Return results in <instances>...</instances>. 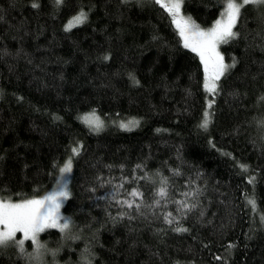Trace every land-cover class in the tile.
<instances>
[{"label": "trees", "instance_id": "16d2710c", "mask_svg": "<svg viewBox=\"0 0 264 264\" xmlns=\"http://www.w3.org/2000/svg\"><path fill=\"white\" fill-rule=\"evenodd\" d=\"M223 7L182 4L200 29ZM234 32L208 94L153 0H0V197L45 195L71 161L69 230L42 232L43 252L0 248V264H264V5ZM93 111L99 131L81 119Z\"/></svg>", "mask_w": 264, "mask_h": 264}, {"label": "snow or ice", "instance_id": "6c2138e0", "mask_svg": "<svg viewBox=\"0 0 264 264\" xmlns=\"http://www.w3.org/2000/svg\"><path fill=\"white\" fill-rule=\"evenodd\" d=\"M153 2L161 5L168 12L171 22L176 26L178 34L183 41V46L190 48L199 55L205 71L204 88L212 94H215L218 90L217 81L220 80L228 68L234 66V64L227 65L224 63V58L217 51V46L221 43H228L230 39H234L237 36L233 28L236 25L242 8L250 4L264 5V0H224V7L220 13V18L215 21L210 29L205 31L192 22L190 17L185 18L181 15L180 9L183 0H168L167 3H163L162 0H153ZM55 3L60 5L63 3V0H55ZM38 6L36 3L32 4L33 8ZM85 19L86 14L84 12L78 13L65 25V31H70L73 27L82 24ZM210 67L211 73L209 75ZM209 107H211V103H209ZM81 119L91 130L99 131L103 127V121L94 111L84 115ZM209 120L210 114L205 111L201 127L206 129ZM137 123V121H129L131 125ZM121 127L127 128L128 125L122 124ZM73 152H78V149L74 148ZM241 167L246 168L244 165H241ZM60 171L62 174L69 173L71 171V161H68ZM130 195L139 197L142 194L133 190ZM158 195L165 197L167 190L162 187ZM66 196L67 193L61 190L52 192L40 199H22L18 202H13L11 198L0 197V248H5L12 244L18 246L20 252L23 253L25 241L30 240L36 249L39 250L43 247L38 240L40 233L48 228H58L61 232L68 229V220L64 219V222L60 223L59 220L61 218L58 214L61 206L59 198H66ZM248 202L255 207L254 200H249ZM124 203L129 208H132L134 205V201H125ZM135 207L139 210L140 205L135 204ZM185 207L188 206L185 205ZM171 215V213H168L165 216V220L169 224L173 223V220L169 219ZM174 231L185 232L187 229L178 227ZM17 233H22L21 239H16Z\"/></svg>", "mask_w": 264, "mask_h": 264}, {"label": "rangeland", "instance_id": "374dc122", "mask_svg": "<svg viewBox=\"0 0 264 264\" xmlns=\"http://www.w3.org/2000/svg\"><path fill=\"white\" fill-rule=\"evenodd\" d=\"M162 2L163 3H167L168 2V0H162ZM183 4V3H182ZM180 12H181V15L182 16H184L185 18H187V16L183 13V10H182V5H181V9H180ZM192 21V20H191ZM193 22V21H192ZM211 28V27H210ZM210 28H208V29H210ZM208 29H201V30H208ZM233 31H234V28H233ZM222 44V43H221ZM221 44H219L218 46H217V51L220 53V55H222L223 56V54H222V51H221ZM189 50H191L190 48H188ZM192 51V50H191ZM193 52V51H192ZM198 57H199V55L196 53V52H194ZM224 58V57H223ZM199 59H200V57H199ZM201 61V60H200ZM202 63V62H201ZM224 63L225 64H227L228 65V63H226L225 62V60H224ZM203 65V64H202ZM210 73H211V67L209 68V75H210ZM217 84H218V81H217ZM207 92V91H206ZM208 94H212V93H209V92H207ZM102 120V119H101ZM103 122H105L104 120H103ZM104 126H105V123H104ZM69 176H70V174L69 173H66V174H62V173H60V175H59V178H58V181L56 182V184H55V186L53 187V189L50 191V192H48V193H46L45 195H42L41 197H37V198H32V199H40V198H42V197H44V196H46V195H49V194H51L52 192H58V191H64V192H66L67 193V196H66V198L65 197H60L59 199H60V208H59V210H58V214H59V216H60V220H59V222L60 223H63L64 222V219H67L68 220V222H69V227H68V229H66L64 232H67L68 230H69V228H70V218L68 217V216H66L64 213H63V205H64V203H65V201L67 200V198H68V196H69V184H70V179H69ZM69 179V180H68ZM13 202H18V201H13ZM49 229V228H48ZM58 229V228H57ZM47 230V229H46ZM41 234L42 233H40L39 235H38V240H39V242L43 245V247L42 248H40L39 250H42V252L43 251H45V244L46 243H44L43 241H42V239H41ZM22 238V233H17L16 234V239H21ZM26 242H30V244L32 245V248H35L36 249V247H35V245H33L32 244V242L30 241V240H26L25 241V243ZM24 243V244H25ZM39 250H37V251H39ZM41 252V253H42ZM35 254V253H34ZM36 255V254H35ZM34 255V256H35ZM38 258V257H37ZM36 258V259H37ZM36 261H39V260H36Z\"/></svg>", "mask_w": 264, "mask_h": 264}]
</instances>
